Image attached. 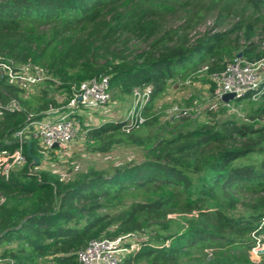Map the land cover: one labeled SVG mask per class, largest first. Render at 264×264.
Wrapping results in <instances>:
<instances>
[{"label": "trees", "instance_id": "obj_1", "mask_svg": "<svg viewBox=\"0 0 264 264\" xmlns=\"http://www.w3.org/2000/svg\"><path fill=\"white\" fill-rule=\"evenodd\" d=\"M238 55L264 61V0H0V63L40 69L65 94L62 102L45 89L28 96V86L0 69V154L18 150V132L49 109L64 112L85 81L109 77L110 101L149 88V116L171 82L203 67L214 96L211 76ZM254 94L263 100L254 123L182 125L165 136L155 115L130 131L123 120L83 123L80 137L95 153L144 151L142 161L113 172L90 169L69 180L39 172L53 154L28 136L25 162L0 174V264H80L94 240L147 233L137 249L127 245L120 264H264V253L260 261L251 254L257 240L264 244V77ZM244 100L251 94L231 106ZM13 101L18 108L5 110ZM250 155L261 159L240 162ZM171 215L186 225L163 237Z\"/></svg>", "mask_w": 264, "mask_h": 264}, {"label": "rangeland", "instance_id": "obj_2", "mask_svg": "<svg viewBox=\"0 0 264 264\" xmlns=\"http://www.w3.org/2000/svg\"><path fill=\"white\" fill-rule=\"evenodd\" d=\"M208 21L212 23L213 19H209ZM210 22L200 24L196 29V33L192 34V37L195 38L198 33L203 32ZM179 24L178 21H175L173 26H178ZM143 47H146V45H143ZM237 57L240 56L238 55ZM259 73L264 77V61L259 64ZM206 76V70L203 67L202 71L196 74H189L171 82L165 95L153 104L149 116H144L145 119L147 120L151 115L158 117L159 123L156 125V130H160L162 136L173 131L177 126L182 125L195 127L198 124H209L224 120H233L239 124L254 123L250 119V116L260 107L263 100H259L258 98L244 100L238 105L233 104L232 108L228 109H223L221 106L213 108L215 105V96L210 91L211 85L201 80L207 79ZM195 77H198L200 80L195 79ZM210 79L213 80L212 77ZM39 87L40 89L38 90ZM27 88L29 89L28 96L45 89L50 97H54L60 102L65 99V94L58 92L49 82L46 83L44 81L41 86H28ZM132 106H134L133 96L119 98L115 101H110L102 113H84L81 120L84 124L87 123L93 126L99 125L101 121H125ZM210 110H213L214 113H210ZM80 136L81 134L67 149L57 154L53 153L49 158L43 159L37 170L69 180L90 169L113 172L117 167L140 162L144 159L143 150L130 146H119L107 154L95 153L88 149L85 140ZM260 159L261 156L259 155H250L240 160V162L258 163ZM184 218L185 216L171 215V230L161 232L160 235L164 237L165 235L182 231L186 225ZM148 236V233L133 236L127 240V243L132 249H137L141 237L144 239ZM260 246L261 250L264 249L263 243ZM120 255L122 259L126 254L121 252ZM252 255L254 260L260 261V256L253 253ZM40 264L53 263L49 259H43Z\"/></svg>", "mask_w": 264, "mask_h": 264}, {"label": "built area", "instance_id": "obj_3", "mask_svg": "<svg viewBox=\"0 0 264 264\" xmlns=\"http://www.w3.org/2000/svg\"><path fill=\"white\" fill-rule=\"evenodd\" d=\"M259 64H249L238 57L229 63L220 74L212 75L211 77L216 84L213 108L218 106L232 108L231 103L233 101L224 103L222 99L228 93L234 94L235 99L243 98L248 94H251V99L257 98L258 94H254V92L258 89L263 78L259 73ZM0 69L8 75L11 81L23 86L43 84L46 79L42 70L35 68L33 72L30 65L15 70L8 64L0 63ZM110 95L109 77L83 82L64 107V112H61L60 109L51 108L42 118L35 120L18 132L19 149L13 154H0V174L8 177L12 170L25 162L23 149L24 145L28 144V136H32L38 141L46 156L67 149L81 134L83 114L102 113L110 102ZM132 96L134 106L131 107L125 120L128 126L126 131H130V127L138 129L145 123L146 119L142 112L149 100L150 89H135ZM16 108H18V104L13 101L5 110ZM3 115L4 112L0 110V119ZM262 222L264 223V219ZM130 237L133 236H121L115 240H94L79 253L78 261L80 264H120L121 252L126 254L130 251L127 247V240ZM260 245L261 243L257 240L251 254L257 256L263 254Z\"/></svg>", "mask_w": 264, "mask_h": 264}, {"label": "water", "instance_id": "obj_4", "mask_svg": "<svg viewBox=\"0 0 264 264\" xmlns=\"http://www.w3.org/2000/svg\"><path fill=\"white\" fill-rule=\"evenodd\" d=\"M222 99L224 103H228L235 99V95L228 93V94H225ZM27 155L33 160L34 164H37L39 162L37 157L31 154L30 146L27 149ZM261 253H264V249L261 250Z\"/></svg>", "mask_w": 264, "mask_h": 264}]
</instances>
